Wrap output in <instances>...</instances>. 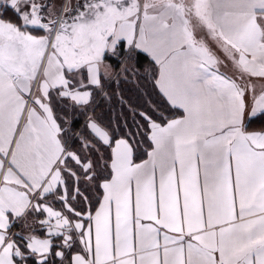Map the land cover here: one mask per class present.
Wrapping results in <instances>:
<instances>
[{"label":"snow or ice","instance_id":"1","mask_svg":"<svg viewBox=\"0 0 264 264\" xmlns=\"http://www.w3.org/2000/svg\"><path fill=\"white\" fill-rule=\"evenodd\" d=\"M260 118L264 0H0V264H264Z\"/></svg>","mask_w":264,"mask_h":264},{"label":"trees","instance_id":"2","mask_svg":"<svg viewBox=\"0 0 264 264\" xmlns=\"http://www.w3.org/2000/svg\"><path fill=\"white\" fill-rule=\"evenodd\" d=\"M112 62V61H110ZM140 69L141 78L137 81L129 82V83H120L118 86L113 84L112 87L114 90L120 91L132 104L136 105L139 109H147L150 110L153 105H158L164 107L163 98L158 94V91L153 86V81L151 77V72L146 71L148 69V61L144 59L138 65ZM121 112V108L119 105L115 104L113 101V106L111 109L107 105H101L100 108L97 109V115L101 116L105 122H108L110 119H115L117 114ZM127 121V126H125L124 121ZM139 120V117L133 118L132 114L127 111L125 108L123 110V115L120 116V134H124L127 131L132 130L136 131V124ZM264 118H260L251 123L252 129H259L264 126ZM83 123V118H80L77 123V127ZM142 123V121H141ZM148 149V142L144 140L140 146V158L144 159L146 155H143Z\"/></svg>","mask_w":264,"mask_h":264},{"label":"crops","instance_id":"3","mask_svg":"<svg viewBox=\"0 0 264 264\" xmlns=\"http://www.w3.org/2000/svg\"><path fill=\"white\" fill-rule=\"evenodd\" d=\"M222 59H223V57H221ZM219 70L221 71V72H224V73H226V74H228V75H233V68H232V66H231V63L230 62H228V61H226L224 64H222V65H220L219 66ZM258 86V88H259V84L257 85ZM246 119H247V117H246ZM147 157H145L144 159H146Z\"/></svg>","mask_w":264,"mask_h":264}]
</instances>
